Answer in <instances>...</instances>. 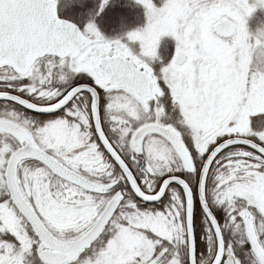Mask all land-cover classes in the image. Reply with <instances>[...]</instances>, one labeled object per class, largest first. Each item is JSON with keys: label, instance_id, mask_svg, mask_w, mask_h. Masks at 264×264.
I'll return each instance as SVG.
<instances>
[{"label": "snow or ice", "instance_id": "snow-or-ice-1", "mask_svg": "<svg viewBox=\"0 0 264 264\" xmlns=\"http://www.w3.org/2000/svg\"><path fill=\"white\" fill-rule=\"evenodd\" d=\"M135 5L0 0V264H264V0Z\"/></svg>", "mask_w": 264, "mask_h": 264}, {"label": "trees", "instance_id": "trees-1", "mask_svg": "<svg viewBox=\"0 0 264 264\" xmlns=\"http://www.w3.org/2000/svg\"><path fill=\"white\" fill-rule=\"evenodd\" d=\"M127 7H109L104 17L98 21L101 31L109 38H117L126 30H133L145 24L143 9L135 5V0H120ZM158 5L161 0H157ZM123 26V27H122Z\"/></svg>", "mask_w": 264, "mask_h": 264}, {"label": "rangeland", "instance_id": "rangeland-1", "mask_svg": "<svg viewBox=\"0 0 264 264\" xmlns=\"http://www.w3.org/2000/svg\"><path fill=\"white\" fill-rule=\"evenodd\" d=\"M248 28L253 34L264 30V7L258 8L255 14L249 18Z\"/></svg>", "mask_w": 264, "mask_h": 264}]
</instances>
